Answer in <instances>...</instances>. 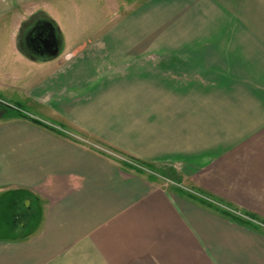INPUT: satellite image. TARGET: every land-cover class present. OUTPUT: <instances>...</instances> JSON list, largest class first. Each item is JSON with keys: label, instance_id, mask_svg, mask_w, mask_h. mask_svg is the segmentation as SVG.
<instances>
[{"label": "crops", "instance_id": "1", "mask_svg": "<svg viewBox=\"0 0 264 264\" xmlns=\"http://www.w3.org/2000/svg\"><path fill=\"white\" fill-rule=\"evenodd\" d=\"M90 1L0 0V90L22 91L46 117L25 114L63 127L7 115L2 103L16 104L0 93V195L29 192L43 217L31 238H0V264H264L263 231L131 166L169 165L264 220V0H97L99 18L80 12ZM61 14L108 25L66 40ZM36 17L54 25V59L20 47ZM19 58L26 80L8 87Z\"/></svg>", "mask_w": 264, "mask_h": 264}, {"label": "rangeland", "instance_id": "2", "mask_svg": "<svg viewBox=\"0 0 264 264\" xmlns=\"http://www.w3.org/2000/svg\"><path fill=\"white\" fill-rule=\"evenodd\" d=\"M84 1L85 0H83V2ZM90 4L94 5V6L91 8H88V9L80 10V12H84V16H91L93 18H99L100 16H102L101 12H104V11L96 8V6H95V5L99 4L98 1L97 0H91ZM46 10L48 13L53 14V15H57L56 12L60 11L59 8H57V7L53 8L51 6H50V8H47ZM26 11L27 12L24 15H25V17H28L32 12H36L38 10H36V8H32V9L30 8ZM107 15L111 16V12H110V14L108 13ZM164 16H169L168 11H167L166 15L164 13ZM59 23L61 25V28H62L64 34H65L66 40H68L71 36H74V35H83L84 38L86 37V39L90 38V36L93 37L94 35L101 33L102 30H104L106 28V26L108 25V22L106 24H94V23L74 24L73 22H72L73 24H70L69 22L64 20L63 15L61 16V21H59ZM170 29H171L170 26H164V31H172ZM85 43H86V45H90L88 40H86ZM67 44H69V41H68V43L66 42V46H67ZM72 57L73 56L70 53H68V54H65L63 59L65 61H69L70 59H72ZM13 61H15V60H13ZM9 65H14V64L12 62H10L7 65L6 60L5 59L2 60V67H3L2 70L3 71H5V69H6V71L9 70L7 68ZM25 67H28V65H26V63L21 58H19V60L17 61L19 78L16 77L17 76V73H16L15 76H13V79H11V82H9V84L7 83L8 87H10L11 83H16V82L18 84L17 86L19 87L22 85L23 82H25L26 79L23 77L26 76V74L28 73V72H26ZM29 69H31V68H29ZM0 79L6 80L7 79V73L6 74L4 73L3 78H0ZM0 91H1L0 93H2L4 95L3 96L4 98H6L7 100H10V101L14 102V104H16V105L8 106V105H6L8 103H5V105H4V103H2L4 108L8 107V108L13 109V108H17V107L18 108L24 107L26 110H29L32 112L35 111L34 109H36L38 111V113H40L38 115H43L40 117H46L45 114H43L44 112H43L42 108H40L37 104H35L32 100H30V97H27V95H24L22 91H19L17 89L11 90V89H8L5 87L3 90H0ZM28 103H30V104L28 105ZM4 113H6L5 109H4ZM35 113H37V112H35ZM48 121L54 122L53 120H48ZM54 127L58 128V129L60 128L59 126H54ZM68 133H69V131H68ZM72 135L77 136L74 133ZM116 155L118 156V154H116ZM122 159L123 158H121V161H122ZM124 160L127 161L126 159H123V161ZM153 165H154L153 167H148L145 164H142V162L131 160V166L133 168H135V170H138L142 174H146L149 177L151 176L152 179L157 178V181L160 184H162V186L164 188L173 189L175 187L176 189H180V190L182 189V190H184V191H186L192 195L200 196L201 198L203 197L202 195H200L198 193V191L196 189H194L190 186L189 187L185 186L184 184H182V182H181L182 181V178H181L182 175L180 173H177V177L179 179V182L173 181L172 178H170V176H169V174L171 172L167 171V168L169 167V165L168 166L166 164H158V165L153 164ZM180 196H181V194H180ZM188 199H190V198H188ZM204 199H206L207 201L213 202V204H215L217 206L219 205L217 202L211 201L209 198L204 197ZM190 200H192V199H190ZM192 201L195 202L196 204L200 205V206H203L202 204H200L199 202H196L195 200H192ZM225 208L228 209L227 206H225ZM212 211H214V210H212ZM214 212H216V211H214ZM216 213H218V212H216ZM218 214H220V213H218ZM234 214L239 215V213H234ZM9 218L10 217H8L7 219H9ZM227 218L230 219L229 217H227ZM253 221L259 223L258 221L254 220V219H253ZM42 224H43V217L40 218V221H39L38 225L35 226V229L33 228V230H31L29 235H27L25 238L28 239V238H31L34 235H36L40 231ZM2 229L3 228L0 227V232L2 231ZM262 229L264 230V225H262ZM8 232H11V230L5 228L4 235H9L10 233L8 234ZM10 235H12V234H10ZM11 238H15V237H10V239H7V240H14Z\"/></svg>", "mask_w": 264, "mask_h": 264}, {"label": "trees", "instance_id": "3", "mask_svg": "<svg viewBox=\"0 0 264 264\" xmlns=\"http://www.w3.org/2000/svg\"><path fill=\"white\" fill-rule=\"evenodd\" d=\"M4 108V106H3ZM7 115L9 116H21L28 118L32 120L33 122L42 125L46 128H49L53 131H59L61 132L60 128L63 129V127L59 126L60 128H56L54 126H51L42 120H39L37 118L31 117L27 114H25L20 108H4ZM145 164L148 167H153V164L149 163H142ZM167 171L171 172L169 174L170 178H172L173 181L179 182V179L177 177V172L173 170V168L168 167ZM177 191L183 195L186 196L192 200H195L196 202H199L203 206L210 208L226 217H229L232 221L242 224L243 226H246L250 229L257 230V231H263L262 225H264V220H261L254 214H241L236 215L234 213H238L231 204L228 202L213 196L211 194H208L206 192H203L202 190H197L200 196L192 195L184 190L177 189ZM28 196H31L33 198H29ZM204 197L209 198L211 201L217 202L219 205L213 204V202L207 201L204 199ZM30 203H32L30 205ZM227 206L228 209L225 208ZM8 215V216H7ZM10 217L9 219H7ZM42 217L40 204L38 202V198L34 195L30 194L29 192L25 190H17V191H8L0 195V227H2V231L0 232V238L10 239V237L14 240L23 239L29 233L33 228L35 229V226L38 225L40 218ZM256 220L257 222L253 221ZM6 229H10L11 232H8V234L12 235H4Z\"/></svg>", "mask_w": 264, "mask_h": 264}, {"label": "flooded vegetation", "instance_id": "4", "mask_svg": "<svg viewBox=\"0 0 264 264\" xmlns=\"http://www.w3.org/2000/svg\"><path fill=\"white\" fill-rule=\"evenodd\" d=\"M51 34L50 24L46 22L44 17H36L32 19L25 29L21 31L20 34V47L25 49L29 54L36 55H45L52 45H56V41L51 40L47 45L44 44V38L48 37Z\"/></svg>", "mask_w": 264, "mask_h": 264}, {"label": "water", "instance_id": "5", "mask_svg": "<svg viewBox=\"0 0 264 264\" xmlns=\"http://www.w3.org/2000/svg\"><path fill=\"white\" fill-rule=\"evenodd\" d=\"M48 23L50 24L51 34L48 37L46 36V38H44L45 40L43 42L45 45H47L48 43L51 42V40H54V42L56 41V45H52V49H50V51L45 53V55H42V56L39 55L40 57L30 54V56H32L34 58L54 59V58L58 57L62 51V44L58 40L54 25L52 24V21L50 19H49ZM23 50L25 51V49H23Z\"/></svg>", "mask_w": 264, "mask_h": 264}, {"label": "clouds", "instance_id": "6", "mask_svg": "<svg viewBox=\"0 0 264 264\" xmlns=\"http://www.w3.org/2000/svg\"><path fill=\"white\" fill-rule=\"evenodd\" d=\"M53 184H54V180H53V178H51V177H49L46 181H45V187H52L53 186ZM72 187H74L76 190H79L81 187H82V185H74V186H72Z\"/></svg>", "mask_w": 264, "mask_h": 264}]
</instances>
